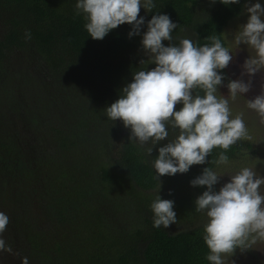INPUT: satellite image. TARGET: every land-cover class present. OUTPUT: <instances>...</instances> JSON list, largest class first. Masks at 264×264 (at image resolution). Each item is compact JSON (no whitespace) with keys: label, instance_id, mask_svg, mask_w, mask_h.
I'll list each match as a JSON object with an SVG mask.
<instances>
[{"label":"trees","instance_id":"1","mask_svg":"<svg viewBox=\"0 0 264 264\" xmlns=\"http://www.w3.org/2000/svg\"><path fill=\"white\" fill-rule=\"evenodd\" d=\"M75 2L0 0V210L10 218L3 236L13 249L0 252V264H21L22 256L29 264H211L203 222L184 227L202 215L193 201L204 186L189 181L206 165L158 180V146L148 155L105 114L131 73L145 66L141 37L129 38L131 26L123 23L91 38ZM155 3L153 11L143 9L145 20L166 13L177 23L173 43L188 37L202 45L211 35L226 44L221 32L244 0ZM168 131L172 139L178 130ZM244 149L252 143L241 139L226 154L233 160ZM159 182V195L174 201L177 216L168 228L152 224L149 205Z\"/></svg>","mask_w":264,"mask_h":264},{"label":"clouds","instance_id":"2","mask_svg":"<svg viewBox=\"0 0 264 264\" xmlns=\"http://www.w3.org/2000/svg\"><path fill=\"white\" fill-rule=\"evenodd\" d=\"M219 2L232 5L241 0ZM155 7V0L75 2V10L83 14L84 28L91 38L103 39L123 23L131 26L129 38L141 37L146 59L139 63L145 66L131 73V81L105 106V114L112 121L119 119L129 130L128 140L144 147L148 155L153 153V146H158L152 161L157 179L186 173L194 164L206 165L189 181L194 187L204 186L193 206L204 217L202 239L209 250L205 258L211 264H236L230 257L237 251L264 250V175L256 168L257 163L264 164V159L256 157L252 164L234 167L226 154L238 140L257 142L249 133L243 112L232 115L230 101L244 97L246 107L264 123V83L251 99L243 95L250 91L252 77L264 72V0H244L242 13H246V19L231 31L227 45L218 35L206 37L210 43L202 45L188 37H179V42L173 43L177 23L168 14L156 13L148 20L139 15L141 8L147 13ZM221 33L228 39L229 32ZM25 37L31 38L27 30ZM241 45L246 46L248 55L240 65V75L247 79H226L222 70L233 61ZM148 64L154 66L147 68ZM221 85L226 87V94H218ZM177 104L181 105L178 109ZM168 126L178 130L172 139H168ZM148 142L150 145L145 147ZM214 148L222 151L210 161L207 158ZM210 163L215 167L207 166ZM224 175L228 179L217 188ZM159 187L160 182L149 205L152 224L154 228H168L177 222L174 201L161 198ZM9 219L0 210V252L13 253L3 236ZM21 264H29L27 256L21 257Z\"/></svg>","mask_w":264,"mask_h":264},{"label":"rangeland","instance_id":"3","mask_svg":"<svg viewBox=\"0 0 264 264\" xmlns=\"http://www.w3.org/2000/svg\"><path fill=\"white\" fill-rule=\"evenodd\" d=\"M143 8L140 9L139 15H143ZM246 19V13H240L238 16L234 17L229 21V24L225 27L224 32L228 33V39H225L226 45L231 42V31L236 28L239 23H243ZM248 52L246 46L241 45V47L236 51L233 61L225 68L229 76L233 79L242 78L247 79L246 76L241 77V68L240 65L243 63V60L247 57ZM264 83V72H257L252 77V87L249 92L244 93L243 95L247 99H251L256 94L260 92V86ZM218 94H226L227 89L223 85L219 86ZM230 108L232 110V115L237 114L238 112H243V118L245 120L246 126L249 130L250 135L253 137L254 142L252 143L251 150H242L238 154L236 159L231 160L234 167H238L243 164H252L255 162L256 157L264 159V123L260 122L258 115L251 109L246 107V101L244 97L238 96L235 101H230ZM249 153L251 156H249ZM257 170L261 175H264V164L257 163ZM228 179L227 175L221 177L220 181L217 184V188L222 185ZM204 222L203 214L200 217H193V220L187 222L184 227H190L198 223ZM230 259L235 260L236 264H264V250L250 249L244 253L237 251L234 256Z\"/></svg>","mask_w":264,"mask_h":264}]
</instances>
